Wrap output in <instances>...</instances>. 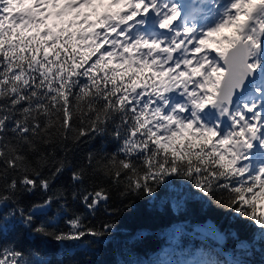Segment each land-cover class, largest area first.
<instances>
[{"label":"snow or ice","instance_id":"obj_1","mask_svg":"<svg viewBox=\"0 0 264 264\" xmlns=\"http://www.w3.org/2000/svg\"><path fill=\"white\" fill-rule=\"evenodd\" d=\"M106 136L117 149L96 170L123 196L151 200L180 181L264 241V0H0V238L23 228L63 244L111 232L76 213L64 231L51 215L69 211L54 189L67 166L56 146ZM71 180L82 189L72 201L107 210L108 191L84 188V169ZM25 195L41 198L26 208ZM192 255L160 264H221ZM0 264L44 262L0 247Z\"/></svg>","mask_w":264,"mask_h":264},{"label":"trees","instance_id":"obj_2","mask_svg":"<svg viewBox=\"0 0 264 264\" xmlns=\"http://www.w3.org/2000/svg\"><path fill=\"white\" fill-rule=\"evenodd\" d=\"M76 123L79 127V121ZM116 149L117 144L110 136L84 137L79 143L68 140L58 144L56 156L65 160L67 166L55 180L54 189L63 190L69 196V211L58 214L56 207L51 211L64 231L68 230L64 219L76 213L82 215L88 228L103 230L104 224H113L111 232L100 240L86 237L79 243L61 244L51 239L37 240L20 228L5 232L0 238V247H15L44 264H160L162 261L194 259L192 254L201 252L210 253L221 264L235 260L241 264H264V241L260 239L259 229L251 221L217 207L215 202L202 197L186 183L173 180L151 200L123 196L122 186L114 185L96 170V158ZM90 153L94 155L92 165L88 163ZM80 169L85 171L84 188L108 191L111 198L107 210L101 208L93 215L79 201L71 200L73 191L82 190L71 180V173ZM176 191L181 193L178 208L174 207ZM40 198L39 195H25L20 198V203L27 208ZM208 224L223 236L221 241L199 230ZM175 228L183 229L178 239L172 237ZM241 242L247 243L248 248H242Z\"/></svg>","mask_w":264,"mask_h":264},{"label":"rangeland","instance_id":"obj_3","mask_svg":"<svg viewBox=\"0 0 264 264\" xmlns=\"http://www.w3.org/2000/svg\"><path fill=\"white\" fill-rule=\"evenodd\" d=\"M209 227H212V225L211 224H208V225H206L205 227H200L199 228V230L201 231V232H203V233H205V234H207V232L206 231H203V229H207V228H209ZM213 228V227H212ZM218 232V231H217ZM219 233V232H218ZM207 235H209V234H207ZM219 235L222 237V239H223V236L219 233ZM222 239H217L218 241H221Z\"/></svg>","mask_w":264,"mask_h":264}]
</instances>
